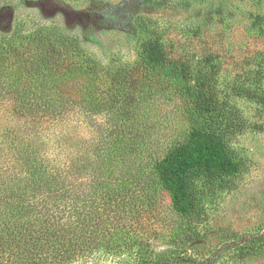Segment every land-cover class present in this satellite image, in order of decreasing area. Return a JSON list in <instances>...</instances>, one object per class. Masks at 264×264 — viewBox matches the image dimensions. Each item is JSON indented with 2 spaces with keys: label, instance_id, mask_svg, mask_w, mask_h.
<instances>
[{
  "label": "trees",
  "instance_id": "obj_1",
  "mask_svg": "<svg viewBox=\"0 0 264 264\" xmlns=\"http://www.w3.org/2000/svg\"><path fill=\"white\" fill-rule=\"evenodd\" d=\"M95 28L0 7V264L89 260L166 189L186 224L178 245L133 264H213L185 252L200 237V182L240 171L231 140L248 124L218 97L209 58L195 69L152 37L134 63L104 66L85 50ZM244 91L264 101L262 85ZM176 99L187 125L172 132L158 115ZM78 114L103 115L105 129L85 137Z\"/></svg>",
  "mask_w": 264,
  "mask_h": 264
},
{
  "label": "rangeland",
  "instance_id": "obj_2",
  "mask_svg": "<svg viewBox=\"0 0 264 264\" xmlns=\"http://www.w3.org/2000/svg\"><path fill=\"white\" fill-rule=\"evenodd\" d=\"M3 4L34 24H94L99 45L85 50L104 66L134 63L140 42L152 37L169 54L185 55L195 69L209 58L218 97L232 103L248 125L231 140L240 171L223 181L200 182L202 204L193 217L200 237L185 252L199 259L217 255L213 264H264V101L244 91L259 84L264 89V0H0ZM163 106L158 121L164 129L187 125L179 99ZM77 117L71 126L85 137L106 127L101 114ZM158 200L154 213L130 214L125 231L110 245L74 264H133L174 251L186 224L170 190Z\"/></svg>",
  "mask_w": 264,
  "mask_h": 264
}]
</instances>
